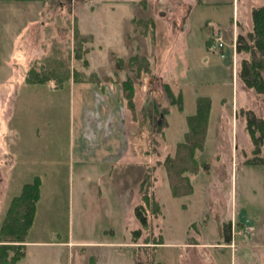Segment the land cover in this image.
Wrapping results in <instances>:
<instances>
[{"label":"rangeland","instance_id":"rangeland-1","mask_svg":"<svg viewBox=\"0 0 264 264\" xmlns=\"http://www.w3.org/2000/svg\"><path fill=\"white\" fill-rule=\"evenodd\" d=\"M205 1H141L138 18L143 25L125 21L126 13L137 11L132 3L0 1V78L20 77L30 67L58 58L61 70L78 69L83 79L73 83L71 185L67 174L54 178L66 213L65 224L54 225V239L65 238L69 223L75 243L35 251L31 247L25 264L33 256L47 258L49 251L47 264H83L87 250H112L105 264H264V163L246 162L254 146L242 113L252 109L264 115V94L242 82L241 61L248 55L235 51L239 34L252 28L253 8L264 0ZM131 25L136 31L125 35ZM77 27L81 35L91 34L82 44V50L88 49L87 66L75 57ZM217 35L225 43L224 57L208 45ZM144 53L151 71L137 78L129 58ZM118 58H123V67ZM163 70L171 87L181 89L183 110L170 104ZM128 77L133 79L136 114L123 87ZM199 96L212 99L205 147L197 152L198 160L209 161L211 167L209 173L202 168L191 175V194L176 197L159 162L173 156L184 139L187 116L196 112ZM103 97L118 111L117 122L104 126L100 120L99 126L95 118L91 123L81 119L84 104L94 106ZM63 146V140L57 141V154ZM144 174L161 207L158 216L147 208L151 225L146 229L135 214L138 205L145 206L138 193ZM160 240L165 243L156 244ZM82 242L100 244L85 248Z\"/></svg>","mask_w":264,"mask_h":264},{"label":"crops","instance_id":"crops-1","mask_svg":"<svg viewBox=\"0 0 264 264\" xmlns=\"http://www.w3.org/2000/svg\"><path fill=\"white\" fill-rule=\"evenodd\" d=\"M104 1L105 3H113L117 6H121V3H132L137 11L124 15L127 19L125 21H130L132 24L134 18H138L141 12L139 2L144 1L151 4V2L163 0ZM184 1L206 2L205 0ZM160 7L161 4L158 5V8ZM185 28L183 33L188 30L189 25L186 24ZM136 29L134 25H131L129 31L127 29V33H124L125 35L134 33ZM175 38L172 36V39ZM209 39L207 40L208 42ZM126 44L128 46L127 42ZM143 55L147 56L145 53ZM163 74H167L164 70L160 75L167 82ZM25 75L26 72H23L20 77L0 78V231L13 198L21 193L24 184L33 182L36 177L40 179V198L36 205L33 224L26 238V255L20 260L19 264H25L29 260L31 247L35 251V249L39 250L41 247H56L75 243L71 240L69 223L63 233L65 238L54 239V236L58 235V230L54 225L58 221L65 224L64 217L66 216V213L63 216V207L59 205L63 201L60 192L61 188L59 185H55L54 178L67 174L70 187L74 164V146L71 128L74 117L73 83L75 81H66L61 88H57L53 83H27L25 82ZM100 87H102L101 93L106 95L104 86L100 84ZM178 92H181V89L176 91V93ZM106 99V97H103L98 104L94 106L92 104L91 107L87 106L85 108L84 104L82 108L83 112L80 116L81 119H87L91 123V120L95 118L99 126L100 120L104 122V126L106 123L111 124V122L115 124L117 122L116 113L118 114V111ZM222 104H225V101ZM57 108H61V117L58 121ZM63 108L65 109L64 113L62 112ZM89 108L96 111L91 114ZM135 111L137 113V110ZM166 113L169 114V110ZM95 114L97 116H94ZM61 140H63L64 146L59 149H62L63 153L57 154V141ZM113 146H115L114 143ZM111 176L114 178L113 173ZM138 193L140 200H142L140 185ZM163 242L165 243L164 240ZM81 244L86 248L99 245L100 243L82 242ZM106 244L113 246V243ZM57 252L61 253L60 250ZM107 252L112 254V250H108ZM107 252L99 250L92 254L91 251H83L82 253L85 258L83 264H105L106 258H110ZM49 257L50 251L47 258ZM47 258L42 260L40 256H33L28 264H40L41 261L47 264L50 261Z\"/></svg>","mask_w":264,"mask_h":264},{"label":"trees","instance_id":"trees-1","mask_svg":"<svg viewBox=\"0 0 264 264\" xmlns=\"http://www.w3.org/2000/svg\"><path fill=\"white\" fill-rule=\"evenodd\" d=\"M0 1H43V0H0ZM252 28L246 34H239L236 40V53H245L248 57H243L239 77L248 88H252L259 95L264 94V5L253 8L252 10ZM138 25H143L144 19L134 18ZM152 21L151 26L154 27ZM139 29V28H138ZM144 33H147L144 30ZM78 27L76 30V55L77 60H83L84 65H88L86 58L87 48L82 50V44L90 41L91 36L81 35ZM211 47V41L208 42ZM53 58L48 60V64L38 68L30 67L25 75L27 83H53L57 88H61L66 81H82L79 76L82 74L78 69L74 72L70 68L61 70L62 63ZM121 67H123V58H118ZM129 66L135 71L137 78L143 73L151 71V63L148 57L132 55L129 58ZM94 75V74H93ZM96 75V74H95ZM125 96L128 99V106L135 113L134 106V86L133 79L128 77L123 81ZM164 90L167 98L172 105H177L179 110H183L182 92L176 93L168 82H164ZM212 108V99L209 96L197 97V110L194 114L187 116L188 130L185 137L177 144L176 152L167 155L165 160L159 162L165 166L167 176L170 180L173 196L188 195L193 192L191 175L197 174L202 168L204 171H210V162H200L197 158V152L203 151L208 131V122ZM246 118V129L253 143V157L246 162L249 164H263L264 157L262 149L264 148V115L257 114L252 109L242 110ZM152 167V166H151ZM152 171H148L151 175ZM140 183V192L142 200L145 203L140 204L135 209L136 216L142 223V228H148L151 225L150 214L159 215L160 205L155 199L154 185L145 177ZM177 178L175 182L174 178ZM156 179L154 180V182ZM40 198V179L36 177L33 182L24 184L21 193L15 196L9 206L6 217L3 221L0 231V264H19L26 255V238L33 224L36 205ZM151 210V212H148ZM157 210L158 213H153ZM229 235V234H228ZM141 236V228L136 231V238ZM227 236V235H226ZM162 241L156 242L160 244ZM155 244V245H156Z\"/></svg>","mask_w":264,"mask_h":264},{"label":"built area","instance_id":"built-area-1","mask_svg":"<svg viewBox=\"0 0 264 264\" xmlns=\"http://www.w3.org/2000/svg\"><path fill=\"white\" fill-rule=\"evenodd\" d=\"M224 46L225 43L223 41V38L220 35L215 36L212 41L211 48L219 51L222 57L225 56Z\"/></svg>","mask_w":264,"mask_h":264}]
</instances>
